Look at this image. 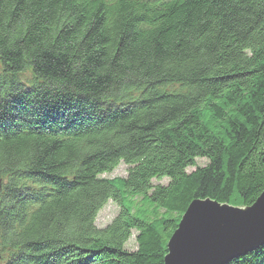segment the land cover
Returning <instances> with one entry per match:
<instances>
[{"label": "trees", "instance_id": "1", "mask_svg": "<svg viewBox=\"0 0 264 264\" xmlns=\"http://www.w3.org/2000/svg\"><path fill=\"white\" fill-rule=\"evenodd\" d=\"M263 188L264 0H0V264H163L193 199Z\"/></svg>", "mask_w": 264, "mask_h": 264}, {"label": "water", "instance_id": "2", "mask_svg": "<svg viewBox=\"0 0 264 264\" xmlns=\"http://www.w3.org/2000/svg\"><path fill=\"white\" fill-rule=\"evenodd\" d=\"M263 244L264 188L247 206L193 199L166 243L163 264H226Z\"/></svg>", "mask_w": 264, "mask_h": 264}, {"label": "rangeland", "instance_id": "3", "mask_svg": "<svg viewBox=\"0 0 264 264\" xmlns=\"http://www.w3.org/2000/svg\"><path fill=\"white\" fill-rule=\"evenodd\" d=\"M207 163L205 158H198L196 159L197 166H203ZM128 166L123 162H120L110 173L101 174V177H105L108 179L114 177H125L127 172ZM194 167H188L186 170L189 172L193 170ZM168 182L166 177H162L160 179L153 178L151 183L153 185L163 184L165 185ZM119 206L116 202L112 200H108L97 212V215L94 220V224L97 228L105 227L110 221L118 214ZM135 235L136 231L131 230V236L124 244L125 249L127 250H135L136 249V242H135Z\"/></svg>", "mask_w": 264, "mask_h": 264}, {"label": "bare ground", "instance_id": "4", "mask_svg": "<svg viewBox=\"0 0 264 264\" xmlns=\"http://www.w3.org/2000/svg\"><path fill=\"white\" fill-rule=\"evenodd\" d=\"M28 198H31L30 196Z\"/></svg>", "mask_w": 264, "mask_h": 264}]
</instances>
